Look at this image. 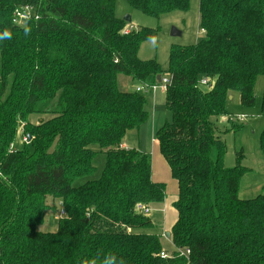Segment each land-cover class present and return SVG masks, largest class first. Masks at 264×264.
<instances>
[{
	"label": "trees",
	"instance_id": "trees-1",
	"mask_svg": "<svg viewBox=\"0 0 264 264\" xmlns=\"http://www.w3.org/2000/svg\"><path fill=\"white\" fill-rule=\"evenodd\" d=\"M126 1L154 17L189 4ZM25 6L31 14L19 18ZM198 10L204 37L171 46L163 69L138 57L157 29L127 27L115 0H0V34L11 33L0 39V264H105L111 256L114 264H264V194L239 196L248 168L242 151L225 166L214 120L233 121V92L253 107L259 76L264 117V0H199ZM119 75L134 87L120 90ZM157 76L169 79L171 117L155 138L178 186L171 250L162 235L140 231L155 224L137 208L163 202L166 184L151 179L148 152L122 146L149 116L136 87ZM20 124L30 142L11 149ZM259 147L264 156V126ZM97 153L105 161L93 178ZM47 197L66 213L54 232L37 229Z\"/></svg>",
	"mask_w": 264,
	"mask_h": 264
},
{
	"label": "rangeland",
	"instance_id": "rangeland-1",
	"mask_svg": "<svg viewBox=\"0 0 264 264\" xmlns=\"http://www.w3.org/2000/svg\"><path fill=\"white\" fill-rule=\"evenodd\" d=\"M198 7L199 0H189L186 10H176L161 14L159 17H154L132 8L126 0H115L116 16L124 18L128 15L131 18V21L127 22V27L131 26L135 29L142 27L157 29L155 38L142 42L138 50V57L143 60L156 59L163 69L167 67L171 46L191 45L204 37V30L200 29L199 26ZM23 17L24 15H19V18ZM173 30L176 32L172 33ZM117 84L120 90H127L134 87V84L124 75L118 76ZM262 86L263 76H259L254 86V93L257 100L253 107L247 108L242 106L237 92H233L232 99H228L226 103L228 112L234 116L244 115L243 121H237L235 118H233L234 122L232 120H227V114L214 118L217 122L219 135L226 142L227 146L224 156L225 166H234L238 153L242 151L240 164L248 168L240 180L239 196L241 198H252L260 193L264 194V156L259 147V136L264 126V117L260 114ZM146 98V108L149 112L148 118L139 126L138 130L129 131L125 138V141H128L131 148H138L139 141L141 149L143 146H145L144 148L147 150L149 148L151 149L155 138L154 131L166 121H169L171 117L170 112L165 108L164 92L161 87L156 90L148 91ZM38 120L39 116H31V121L33 123ZM232 123L241 124V127L237 130H233L231 129ZM30 139L25 136L22 124H20L16 138L10 148L17 149L24 144H29ZM157 151L159 155H161L159 149ZM104 161V154L97 153L94 158L96 172L93 178L99 177L104 166ZM156 164L155 162V165ZM84 180L85 179L78 180L77 183H81ZM171 186L172 185L169 187L168 184L170 191L172 190ZM46 203L49 209L46 210L43 222L38 225L37 229L41 232H54L57 229L58 219L65 216L66 213H63L64 210L60 200L47 197ZM158 229V227H154L140 231L146 233H159ZM162 241L165 249H172V246L169 245L163 237Z\"/></svg>",
	"mask_w": 264,
	"mask_h": 264
},
{
	"label": "crops",
	"instance_id": "crops-1",
	"mask_svg": "<svg viewBox=\"0 0 264 264\" xmlns=\"http://www.w3.org/2000/svg\"><path fill=\"white\" fill-rule=\"evenodd\" d=\"M232 97L233 96H230V99H232ZM125 138H124V142L122 146L126 148L127 147L131 148V145L128 143V141H125ZM144 147L145 146H143V148L141 149L140 143L138 141V149L143 152H148L151 156V179L155 182L166 183V195H165L163 202L154 204L151 207H149L150 208L149 215L152 216L155 227L159 228L158 229L159 233L157 234L162 235L163 239H166L167 243L172 246L170 230L177 219V211L173 207V203L174 201H176L177 193H178L177 181L172 178L170 168L167 162L165 161L162 155H159L157 151L159 149V146H158V141L156 140V138H154L153 140L151 149L149 148L147 150ZM155 162L157 163L156 165H155ZM168 184H169V187L170 185H172L171 191L168 188Z\"/></svg>",
	"mask_w": 264,
	"mask_h": 264
},
{
	"label": "built area",
	"instance_id": "built-area-1",
	"mask_svg": "<svg viewBox=\"0 0 264 264\" xmlns=\"http://www.w3.org/2000/svg\"><path fill=\"white\" fill-rule=\"evenodd\" d=\"M31 14V7L30 6H25L22 8L21 13H19V15H29ZM131 28V27H130ZM130 28L126 29L129 30ZM169 79L167 76L160 78V81H157L156 83H152V84H141L139 86L136 87V90L147 94L148 91L150 90H156L158 88H162L163 91H165L166 89V85L168 84ZM202 84H206L205 80L201 81ZM235 119L237 121H243L244 120V115H236ZM138 210L142 211L144 214H149L150 213V208L144 205H138L137 206ZM64 213V211H63ZM175 251L177 252V254L179 256H184L187 257V255L189 254V249H184V248H175ZM160 257L162 258H169L170 257V253L166 252L165 250L160 251Z\"/></svg>",
	"mask_w": 264,
	"mask_h": 264
},
{
	"label": "clouds",
	"instance_id": "clouds-1",
	"mask_svg": "<svg viewBox=\"0 0 264 264\" xmlns=\"http://www.w3.org/2000/svg\"><path fill=\"white\" fill-rule=\"evenodd\" d=\"M29 31H30V29L26 28L25 29V35H27L29 33ZM4 37L10 38L11 33L9 31L5 30L2 34H0V39H2ZM114 261H115V257L111 256V257L106 258L105 264H114ZM93 264H94V262H93Z\"/></svg>",
	"mask_w": 264,
	"mask_h": 264
},
{
	"label": "water",
	"instance_id": "water-1",
	"mask_svg": "<svg viewBox=\"0 0 264 264\" xmlns=\"http://www.w3.org/2000/svg\"><path fill=\"white\" fill-rule=\"evenodd\" d=\"M126 22H130L131 21V18H130V16H125L124 18H123ZM176 31H172V33H175ZM157 81H160V76H157ZM230 98V97H229ZM29 139H30V137H28Z\"/></svg>",
	"mask_w": 264,
	"mask_h": 264
}]
</instances>
